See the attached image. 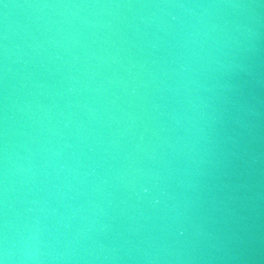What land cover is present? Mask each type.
Here are the masks:
<instances>
[{
	"label": "water",
	"instance_id": "1",
	"mask_svg": "<svg viewBox=\"0 0 264 264\" xmlns=\"http://www.w3.org/2000/svg\"><path fill=\"white\" fill-rule=\"evenodd\" d=\"M0 264H264V0H0Z\"/></svg>",
	"mask_w": 264,
	"mask_h": 264
}]
</instances>
